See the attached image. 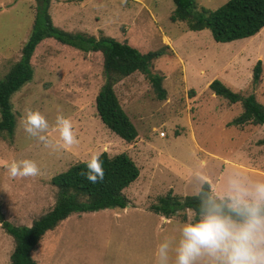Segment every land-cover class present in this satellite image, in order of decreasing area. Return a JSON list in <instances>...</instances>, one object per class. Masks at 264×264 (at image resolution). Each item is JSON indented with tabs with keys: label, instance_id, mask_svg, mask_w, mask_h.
Listing matches in <instances>:
<instances>
[{
	"label": "rangeland",
	"instance_id": "rangeland-1",
	"mask_svg": "<svg viewBox=\"0 0 264 264\" xmlns=\"http://www.w3.org/2000/svg\"><path fill=\"white\" fill-rule=\"evenodd\" d=\"M197 12L216 10L229 0H195ZM36 0H0V80L20 59L33 25ZM173 0H52L54 24L67 32L111 36L147 49L169 45L171 51L153 62L164 76L166 99L160 100L149 80L137 72L115 87L121 104L139 131L129 144L100 119L96 97L105 83L104 69L92 53L57 51L45 42L33 61V79L12 96L16 129L0 134V204L5 219L32 226L57 203L56 175L86 161L96 152L127 153L140 168L139 178L124 193L126 209L73 214L49 231L36 251L37 264H153L154 249L164 236L175 237L185 210L171 218L150 206L172 192L193 195L199 161L205 171L220 176L234 166L264 177V125H232L242 111L209 89L215 79L244 95L255 93L264 104V28L255 36L229 43L216 42L210 29L187 31L185 22H172ZM66 47V46H65ZM75 50V49H72ZM263 76L251 84L257 61ZM28 108L47 119L45 146L23 130ZM62 113L73 124L77 143L63 146L54 129ZM29 158L38 174L11 177L8 164ZM15 242L0 224V264H10Z\"/></svg>",
	"mask_w": 264,
	"mask_h": 264
},
{
	"label": "trees",
	"instance_id": "trees-1",
	"mask_svg": "<svg viewBox=\"0 0 264 264\" xmlns=\"http://www.w3.org/2000/svg\"><path fill=\"white\" fill-rule=\"evenodd\" d=\"M36 1L33 25L22 46L21 57L0 80V134L14 135L16 115L12 96L33 79L32 64L37 53L45 42L52 41L57 51L92 53V60L103 67L106 78L96 97L98 115L110 131L129 144L135 142L139 131L123 108L115 87L121 80L139 72L149 80L160 100L166 99L164 76L154 73L152 68L155 60L171 51L170 46L152 50L116 37L97 38L83 32H67L54 24L50 13L52 0ZM173 1L176 8L170 17L172 22H185L187 31L210 29L216 42L250 38L264 28V0H229L216 10L203 8L198 12L195 0ZM262 76L263 63L258 60L251 82L254 88L260 84ZM209 89L231 104L242 105L243 111L234 118L232 125H264V104L255 93L244 95L220 79L212 81ZM100 159L103 161L104 179L95 184L81 175L85 169L84 161L53 177V184L59 188L57 203L32 226L14 225L6 220L0 204V224L15 242L10 264H37L34 252L45 235L73 214L126 209L129 206L130 200L124 191L140 176L137 163L127 153L110 156L103 152ZM196 205L194 195L180 197L169 192L160 196L150 209L155 214L171 218L185 210L194 211Z\"/></svg>",
	"mask_w": 264,
	"mask_h": 264
},
{
	"label": "clouds",
	"instance_id": "clouds-1",
	"mask_svg": "<svg viewBox=\"0 0 264 264\" xmlns=\"http://www.w3.org/2000/svg\"><path fill=\"white\" fill-rule=\"evenodd\" d=\"M23 130L31 137L53 146L47 135L49 123L38 110L28 108L21 118ZM55 131L63 146L77 143L70 118L56 116ZM81 175L95 184L104 179L100 153L84 161ZM199 161L194 173V211H186L175 237L164 236L154 249L153 264H264V177L251 175L244 167L226 169L211 176ZM35 161L24 158L8 164L11 177L38 174Z\"/></svg>",
	"mask_w": 264,
	"mask_h": 264
}]
</instances>
